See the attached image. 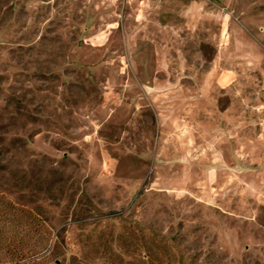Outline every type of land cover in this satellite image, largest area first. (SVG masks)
Wrapping results in <instances>:
<instances>
[{
    "label": "rangeland",
    "instance_id": "1",
    "mask_svg": "<svg viewBox=\"0 0 264 264\" xmlns=\"http://www.w3.org/2000/svg\"><path fill=\"white\" fill-rule=\"evenodd\" d=\"M0 264H264V0H0Z\"/></svg>",
    "mask_w": 264,
    "mask_h": 264
}]
</instances>
